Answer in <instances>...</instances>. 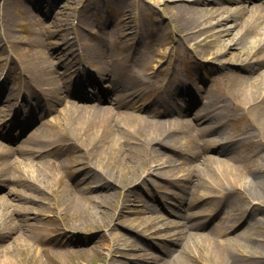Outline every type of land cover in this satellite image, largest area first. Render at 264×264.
Segmentation results:
<instances>
[{
  "label": "rangeland",
  "instance_id": "1",
  "mask_svg": "<svg viewBox=\"0 0 264 264\" xmlns=\"http://www.w3.org/2000/svg\"><path fill=\"white\" fill-rule=\"evenodd\" d=\"M187 1L0 0V74L7 70L5 81L13 80L17 90L19 71L25 69L40 110L36 122L14 136L0 129V264H264V256L246 245L264 244V233L236 237L248 220L264 216V206L251 213L256 200L241 188L249 173L238 171V185L223 180L220 160L226 156L210 142L218 133L202 135L207 120L196 123L194 117L200 106L213 108V100H234L238 66L232 64L250 53H232L235 47L223 46L214 33L232 28L223 38L238 41L241 23L255 7L224 4L221 15L228 21L217 24L205 4H196L198 22L207 30L189 38L177 18ZM76 18L102 88L93 86L85 98L57 94L64 83L78 89L71 72L55 79L38 69V58L48 51L60 57L54 58L56 68L65 69L66 39H73ZM120 21L132 31L136 21L143 26L136 46L149 75L132 105L116 108L103 93L110 89L104 75L114 76L117 54L135 44L118 28ZM259 31L264 38V28ZM180 85L201 99L191 110L189 97L175 101L168 93ZM77 105L87 108L77 112ZM93 105L116 109L97 127L104 114ZM242 112L234 109L221 132L233 137L236 123H245ZM28 136L35 138L33 144L20 145ZM147 142L153 150L144 151ZM245 142L242 146L253 148ZM254 158L252 163L264 164L262 154ZM194 219L206 226L187 229ZM212 230H222L219 242L230 254L216 253ZM180 252L182 259L174 260Z\"/></svg>",
  "mask_w": 264,
  "mask_h": 264
},
{
  "label": "bare ground",
  "instance_id": "2",
  "mask_svg": "<svg viewBox=\"0 0 264 264\" xmlns=\"http://www.w3.org/2000/svg\"><path fill=\"white\" fill-rule=\"evenodd\" d=\"M166 2H174L176 0H165ZM205 4L207 13L211 14L217 20V24L225 23V19L222 17L221 12L224 8L223 3L224 0H190L189 2L180 4L181 8L179 12H177V18L179 19L180 25L184 24V30L187 32L189 38L194 37L197 34H200L202 31H205L204 27L200 25L198 22V17L195 11L196 4ZM211 3H216L218 6L208 7ZM252 11V10H251ZM241 26H244V31L238 38V41L234 42L235 37L226 38L223 37L228 35L231 36L233 34L232 28H219L214 33L216 38H221L223 46L228 44L229 48L235 47L232 53L238 49L241 53L247 54L251 48H255L256 52L252 57V60H245L240 65V70L235 71L233 74V78L235 79L232 85L235 89V97L233 103H228L225 101L223 106L229 108L231 105L234 107H242L244 109V117L247 120V123L244 125L245 132L247 135L243 138L245 143L254 144L253 148H248L240 145L238 142H232L228 137L218 132L216 137L211 138L210 142H217L220 144L218 148V153L226 156V158H222V174L223 180L233 183V185H238L240 182L238 178L240 175L238 171L243 169V173H249V177L246 180V183L241 188H243L244 195L248 197V199L253 202V206L251 209V213H256V211L261 210V207L264 206V164L261 163H252V159H255L259 154H262V158H264V42L262 41L261 34L259 30L264 28V11L262 8L257 7L254 11V14L248 17L245 20V24L241 23ZM204 29V30H203ZM225 30V31H224ZM258 35L259 37H254ZM236 36V34H235ZM231 40L227 43V41ZM214 40V39H213ZM99 49H96L98 51ZM228 51V50H226ZM95 53H92V57H94ZM97 54V53H96ZM97 56V55H96ZM138 56V55H137ZM40 70L43 74H46L49 77L55 78V75H59L57 71H55L52 62L49 63V57L46 55L42 57V53L39 57ZM117 70L119 74L130 75L132 79H139L130 69H125L123 66H119L117 64ZM142 76L141 73H139ZM119 81H114L115 86H119ZM123 91L124 94L127 92V88L123 85L119 88ZM129 98V97H128ZM115 107H120L123 105L121 99H116L114 101ZM80 106V105H79ZM81 110L85 109L84 106H80ZM112 107H98V110L102 111L104 117H98L96 125H104L111 115H114V109ZM77 112L79 111L76 108ZM113 112V113H112ZM79 114V113H78ZM199 114V113H198ZM130 116V115H129ZM129 120H133V117H128ZM146 125H152L149 121H143ZM91 127H95L93 123H89ZM212 131H217V129L212 128ZM204 131H210L205 130ZM244 132V131H243ZM110 134H113L110 131ZM243 134V133H240ZM34 140L32 138L25 139V146H29V143H32ZM150 142H147V146L144 148V151L150 150ZM152 148V147H151ZM153 150V148H152ZM261 164V165H260ZM242 172L240 174H243ZM225 183V182H224ZM226 184V183H225ZM218 205H221L222 200H218ZM186 218L190 217L188 215ZM264 223V216L262 219H258L256 222H246V226H244L243 234L238 232L236 237L240 238L242 236L247 237L249 239H253L256 234H263L264 231L261 229L262 224ZM205 222L200 221L199 219H194L186 224L187 229H199L204 228ZM242 229V230H243ZM188 231V230H187ZM216 231V232H215ZM212 230L209 236L213 239V247L216 253L230 254L229 251H226L225 248L222 247L223 243L219 242V235L222 233V230ZM191 234L197 236L196 232H191ZM258 239V238H257ZM259 240V239H258ZM224 241V240H223ZM250 250L253 252H257L260 255L264 256V244L260 246V244L251 243L246 244ZM167 249V248H166ZM168 250V249H167ZM169 253V251L167 252ZM170 255H174L173 253ZM182 253H178L174 260H181ZM235 264V263H234Z\"/></svg>",
  "mask_w": 264,
  "mask_h": 264
}]
</instances>
